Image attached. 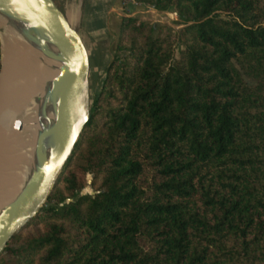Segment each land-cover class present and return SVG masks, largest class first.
<instances>
[{"label": "trees", "instance_id": "16d2710c", "mask_svg": "<svg viewBox=\"0 0 264 264\" xmlns=\"http://www.w3.org/2000/svg\"><path fill=\"white\" fill-rule=\"evenodd\" d=\"M140 1L182 27L121 18L125 54L0 264H264V0Z\"/></svg>", "mask_w": 264, "mask_h": 264}, {"label": "water", "instance_id": "95a60500", "mask_svg": "<svg viewBox=\"0 0 264 264\" xmlns=\"http://www.w3.org/2000/svg\"><path fill=\"white\" fill-rule=\"evenodd\" d=\"M83 6L78 0L76 18L69 22L54 0H0L2 48L8 31L14 51L28 55L43 80L33 96L34 142L22 174H14L21 180L18 190L0 207V255L45 205L90 119L89 62L79 32ZM13 128L21 130L22 122L14 121Z\"/></svg>", "mask_w": 264, "mask_h": 264}, {"label": "bare ground", "instance_id": "6f19581e", "mask_svg": "<svg viewBox=\"0 0 264 264\" xmlns=\"http://www.w3.org/2000/svg\"><path fill=\"white\" fill-rule=\"evenodd\" d=\"M12 54L15 65L12 62ZM19 54L20 55L18 56L14 51V48L10 43V33L6 31L4 33V42L2 48L3 67L0 76V134L2 133L1 130L3 131L2 128L5 127L2 125L8 124L6 123L8 116L12 117V121L9 123V127H12L10 128V132L8 131L9 137L6 139V146H4V148H0V154H2L1 156L3 158V168L0 171L5 174L3 180H10L14 177L15 180L11 183L12 185L8 186V189L0 197V207L10 201V199L17 192V179L19 177L14 175L12 171L13 168L17 169L18 164L21 162L22 158H20V155L24 154L26 156L28 153H30V149L33 145L35 137L37 107L32 96L35 93L34 91L36 90L38 84L35 82L33 75L39 73V71L37 72L38 69H36L35 64L28 55L25 53ZM18 70L26 77L27 80H18L19 78L15 76L17 73H19ZM11 103L21 104L20 106L17 105L20 108L22 107L21 109L18 108L20 109L18 111L21 112L20 117L19 114H15V117H13L14 111ZM17 120L22 122L21 130H16L13 128V122ZM26 122H29L27 126L24 125ZM19 140L20 142H18ZM22 161H25V158ZM21 164L22 162L20 165Z\"/></svg>", "mask_w": 264, "mask_h": 264}, {"label": "crops", "instance_id": "0c3cea01", "mask_svg": "<svg viewBox=\"0 0 264 264\" xmlns=\"http://www.w3.org/2000/svg\"><path fill=\"white\" fill-rule=\"evenodd\" d=\"M54 2L69 22L75 20L78 0H54ZM119 7V0H84L79 32L88 55L90 74L93 70L100 73L112 58V46H116V29H119L121 23V18L117 16ZM91 20L98 21L97 25L90 27ZM35 67L37 69L36 65ZM33 77L38 84L34 96L41 91L43 80L40 73L34 74Z\"/></svg>", "mask_w": 264, "mask_h": 264}, {"label": "rangeland", "instance_id": "374dc122", "mask_svg": "<svg viewBox=\"0 0 264 264\" xmlns=\"http://www.w3.org/2000/svg\"><path fill=\"white\" fill-rule=\"evenodd\" d=\"M119 18H128V17H130V18H136L137 20H139V21H145V22H151V23H155V24H159V25H165V26H168V27H170L172 30H173V32H178L179 30H180V28L182 27V25L180 24V21H179V18H178V16L177 15H172L171 14V12H166V11H158V10H156L155 9V11H148L147 9H145V8H138V9H136V10H134L133 11V15H131V16H124V15H122V13L118 10V15H117ZM71 21H73V20H71ZM97 23H98V21L96 22V21H93V20H91L90 22H89V26L91 27V26H96L97 25ZM119 32H120V27H119V29L117 28L116 29V34H117V36H115V40H116V45H117V42H118V39H119ZM15 46V45H14ZM117 47L118 46H112V50H111V53H112V58H111V60H110V62L108 63V65L107 66H105V68L100 72V73H96V71L95 70H93V73L92 74H90V102L92 101V99L98 94V93H100V91H101V89H102V87H103V81H104V78H105V76H106V72H107V68H108V66L110 65V63L112 62V60H113V58L115 57V56H118L119 58H122L123 56H124V54H125V52L124 51H122V50H120V51H118L117 50ZM178 51H179V48H178V46H176L175 47V50H174V55L175 56H177L178 55ZM12 62H13V54H12ZM14 63V62H13ZM14 65H15V63H14ZM19 71V70H18ZM15 76H17V78H19L18 80L19 81H21L20 79H22V80H27L26 79V77L24 76V75H22L21 74V72L19 71V73H17V75H15ZM16 78V77H15ZM16 78V79H17ZM17 80V81H18ZM249 81V80H248ZM23 86H25V85H23ZM26 92H27V89H26ZM12 105V107H13V111H14V116L13 117H15V114H19V117H20V111H18V110H20L21 108L20 107H18V106H20L21 104H14V103H11ZM14 104V105H13ZM18 105V106H17ZM16 106V107H15ZM18 108H20V109H18ZM19 112V113H18ZM12 113V112H11ZM11 119V120H10ZM11 121H12V117L11 116H8V119H7V121H6V123H8V124H4V125H2V126H5V127H7V128H5V127H3L2 129H3V131L1 130V134H0V148L2 147V148H4V146H6V142H7V137H9V132H10V128L12 127V126H10L9 127V123H11ZM18 121V120H17ZM29 124V122H26V123H24V125L25 126H27ZM9 131V132H8ZM3 132H5V133H3ZM4 135V136H3ZM2 142H4V143H2ZM18 142H20V140L18 141ZM2 143V144H1ZM29 150V149H28ZM2 154H0V170L3 168V166H2V164H3V158H2V156H1ZM26 156L23 154V155H20V158H22L21 159V162H22V166H23V162L24 161H22V160H24L23 158H25ZM20 162V163H21ZM20 163L18 164V168L16 169V168H13V171H12V173L13 174H16V175H21L22 174V172H21V169H22V166L20 165ZM16 170V171H15ZM18 170V171H17ZM7 175H9V174H7ZM5 176V174H3L1 171H0V177H2V178H0V179H2V180H0V197L4 194V192L8 189V186L9 185H12L11 183L15 180V177L14 178H12V179H4L3 180V177ZM9 176H11V175H9ZM91 179H92V175L91 174H88L87 176H86V182H87V184H86V187L81 191V193L82 194H86V193H94V190H93V188H92V186H91ZM20 179L18 178L17 179V185H19V183H20ZM61 185V184H60ZM53 190V189H52ZM39 214V213H38ZM37 214V215H38ZM36 215V216H37ZM25 226V225H24ZM23 226V227H24ZM40 226V225H39ZM23 227L18 231V232H22V234H24L25 232H26V230L27 229H29V230H33L34 229V227H32V226H29L27 229H23ZM17 232V233H18ZM11 245H14V243H11ZM3 254V253H2ZM1 254V255H2ZM6 258L8 257L7 255L5 256Z\"/></svg>", "mask_w": 264, "mask_h": 264}, {"label": "built area", "instance_id": "2783aa9c", "mask_svg": "<svg viewBox=\"0 0 264 264\" xmlns=\"http://www.w3.org/2000/svg\"><path fill=\"white\" fill-rule=\"evenodd\" d=\"M120 2V7L119 11L122 13L124 16H131L133 15V11L138 9V8H145L148 11H155L153 7H151L148 4L143 3L140 0H119ZM172 15H176L175 12H171ZM1 68H2V46L0 42V73H1Z\"/></svg>", "mask_w": 264, "mask_h": 264}]
</instances>
